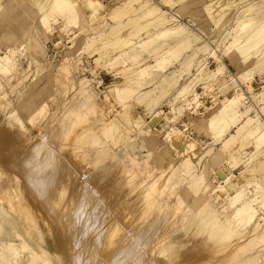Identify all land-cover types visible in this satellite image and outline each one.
<instances>
[{
	"label": "rangeland",
	"instance_id": "rangeland-1",
	"mask_svg": "<svg viewBox=\"0 0 264 264\" xmlns=\"http://www.w3.org/2000/svg\"><path fill=\"white\" fill-rule=\"evenodd\" d=\"M8 49L15 51L18 64L8 76L0 75V193L21 191L26 210L16 207L18 199L0 200V255L6 245L18 251L6 260L0 257V264H139V256L127 258L128 240L100 247V234L84 240L80 226H74L71 200L78 197L80 184L82 190L98 189L87 177L89 171L79 170L72 151H59L79 173L69 177L63 200L59 185L52 194L36 191L34 184L46 171L25 165V156H35L42 161L38 164L58 161L50 148L33 156L28 149L41 131L57 150L59 132L74 123L69 109L90 95L99 112L88 113L79 140H91L94 131L102 147L112 149L104 157L118 158L143 184L157 181L162 186L173 168L181 170L167 200L169 205L182 201L180 216L170 217L175 223L158 232L153 223L148 228L167 242L166 248L176 246V264H264V226L251 234L255 224L264 225V208H255L254 223L246 225L249 232L235 241L223 244L221 237L212 238L215 219L223 221L224 214L234 211L230 199L235 191L251 196L258 184L264 194V144L258 150L251 145L264 132V0H0V56ZM210 49L214 56L208 55ZM205 59L206 66H200ZM236 93L239 111L250 120L234 122L227 116L221 125L209 127L206 119L217 116ZM89 102L80 109L85 111ZM220 128L226 138L232 135L222 152L215 141ZM172 133H182L184 151L177 150L178 139L171 143ZM60 169L66 179L69 166ZM148 170L149 176L144 174ZM214 187V193L206 192ZM205 193L210 194L208 209ZM29 197L37 204L30 207ZM117 210L112 218L120 220L121 208ZM156 264L171 263L158 258Z\"/></svg>",
	"mask_w": 264,
	"mask_h": 264
},
{
	"label": "bare ground",
	"instance_id": "bare-ground-1",
	"mask_svg": "<svg viewBox=\"0 0 264 264\" xmlns=\"http://www.w3.org/2000/svg\"><path fill=\"white\" fill-rule=\"evenodd\" d=\"M247 26L248 24L243 25L242 29L244 30ZM16 46H18V44H16L15 47ZM14 52H15L14 50L8 49V52L4 56H0V75L1 76H8L12 71H16L17 64H18L16 60L18 58L17 59L14 58L13 56ZM208 55L214 56L215 51L213 49H210ZM67 62H70V60ZM206 64H207V59H205L200 66H206ZM62 65L64 66V63H62ZM63 66H60V67H62L63 69ZM2 87L3 85L0 82V88ZM2 96L3 98H5L6 95H2ZM91 97L92 96L90 95L89 97L86 98V101L83 102L85 103L90 100L89 102L90 107L88 106L89 108L87 107L88 109L86 108L85 111H83L82 108L80 109V106L83 105V103L79 105V107L78 106L73 107L69 109L70 111L68 110L69 112L67 111L68 115L72 113L74 114V115L72 114V116L75 117L74 120L72 119L71 121V118L69 119L71 123L73 121L74 123H72V125L70 124L71 126L68 125L70 127L66 126L67 128H65L64 126L63 132L61 133L59 132L60 137H59V143L57 145V150L53 149L50 144H47V142H45L42 139L43 134L42 133L40 134L41 131L39 132V136L37 137L34 144L30 146V149H28V151H31L29 152V154H32L30 156H33L38 153L42 155L45 149L50 148L52 149L55 156L58 157V161L55 158H51L48 161V163L44 161L43 164H38V162L42 163V161L40 162V160L38 159V162H37V158L35 156L28 157V158L27 156H25V165H27L29 169L32 166L35 169L36 165H39V166H43V168L46 171V176L44 175V178H42V180H39L36 182V184H34L38 188V189L36 188V191L41 190L44 193L46 190L47 191L50 190V193L52 194L51 190L54 188H57L59 185L60 188L58 187L59 188L58 190L60 192L61 199L62 200L64 199V197L68 193L67 192V187H68L67 182L71 179L69 177L70 176L75 177L79 175V173L77 170H75L76 168L75 169L71 168L70 164H68L67 160L65 161V159H63L59 151L63 153L67 151H72L73 152L72 155L79 162V167H80L79 170L86 171L87 173L89 171V176L87 175V177L92 182V185H94V187L98 189V191L96 190L95 193L92 192L93 190L91 191L88 188L82 190L81 184H80L79 188H80V191L81 190L82 191L78 192L76 190L78 192L77 194L78 197H76L75 201L74 199L71 200V202H73V210H74V212L72 211V214H74L73 219L75 221L73 222V224L75 227H77V229L79 228L78 226H80L81 230H78V232L81 233L84 240H85V237L87 238L88 236H93L94 234H100L99 236L100 241L98 240V243H100L102 239L103 245L100 247L106 248V246H109V245L114 246L118 244L119 241L116 242V240H118V238H122V240L119 239L122 241L119 244L121 243L123 244L127 240H128L127 242L129 243V245L127 246V249L125 248L126 253L128 254L127 258L135 257L137 255L140 257L139 264H156V259L158 258L159 259L162 258L165 261H169L171 264H176V260L174 258V250L176 249V246H171L169 248H166L165 244L167 242H165L164 239H161V237L156 236V234L158 235V233H155V230L153 231L152 226L155 227L154 229H157L156 232H158V230H160L161 227L164 226L166 223H170V224L175 223V222L174 223L172 222V219H171L172 217L175 218V217L180 216L181 214L180 206H181L182 201H180V199L178 198L179 200H177L174 205H169L167 203V200L174 192V187H175L174 176H176L177 173L180 172L181 170L180 169L178 170L176 167L175 169L173 168L171 170V176L168 175L170 177L169 178L167 177V181L162 186H159L157 181H154L150 184H143L142 181L140 182L136 181L137 176L135 177L134 175L135 171H133L132 168H124L121 166V162L118 158H116L115 156H111V155H109L108 157H104V154L111 153L112 149L110 147H102L104 143L94 136V131H91V136H92L91 140H88V141L79 140L77 138L78 137L77 134L79 133V129L81 128V126L87 123L86 117L88 113L91 114L90 112H92V113H96L95 116L98 115L97 113L98 109L96 111L95 107L91 105ZM238 100H239V97L236 93V95L231 97L228 100L227 104L224 105L219 110L217 116L209 117L206 119L207 125L209 127H215L217 125H221V123L226 120L227 116L232 117L234 122L239 120V118L241 117H244L246 121L250 120V118H248L247 115L244 116V113L239 111ZM92 103H93V100H92ZM96 108H98V106H96ZM39 111L40 113H42V108ZM69 117H71V115ZM65 120L67 119H64V122H67ZM240 124H241V121L238 125H236L235 133H237V135L239 131L241 130ZM224 129L225 128L223 129L220 128L219 130H217L218 137L216 138L215 141L218 142L220 145V148L218 149L219 152H222L226 148V144H228L227 141L232 136L230 134L229 138H226L225 135H223ZM88 131L89 129H86L85 133ZM181 134L182 133H172V134H168V136L171 140V143L174 142L176 139H178L177 150L181 149L182 151H184L186 142L185 143L179 142L181 138ZM108 137H111L110 139L112 140V134H108ZM100 139L102 138L100 137ZM187 144L190 147H193V144L189 142ZM263 144H264V132H261L258 134V136L252 142L251 145H253V149L258 150L259 148L263 146ZM188 159H186L184 162L185 167L189 163ZM62 160L64 161L65 164H67V166H69V171L71 168V171L70 173L68 172L69 174L67 175V177L64 176L66 179L62 177L64 173L61 175V172L63 171H61L60 168L65 167V164H63ZM139 164L140 166L142 165L141 163ZM144 165L145 163H143V166ZM134 166L135 165H133V168ZM150 173L151 172L148 170L144 174L149 176ZM141 179L144 181L143 178ZM57 180H60V183H58L59 181L57 182ZM83 184L86 187H88L89 185V183L88 184L83 183ZM215 189L216 187H214L213 189H209L206 192L207 193L209 192L210 194H212L215 192ZM260 190H261V187L258 184H256L253 190L254 192L251 194V196L245 195L242 190L235 191V195L233 196L232 199H230L231 201L230 204L232 207H234V211H232V214H224L223 221L215 219V225L218 227H217V232L212 238L221 237L223 244H229L231 243V241L233 242L236 240L237 235L242 236L243 234L244 235L247 234L249 231L248 232L246 231V225H251L254 223V220H255L254 210H256L255 208L256 207L260 209L264 208V194L261 193ZM183 192H185V190H183ZM97 193L98 195L99 193H101V195L103 193L104 197L98 198ZM207 193H205L206 198L204 200V205H205V208L208 209L209 204H210V201H209L210 194H209V197H207L206 196ZM93 194H96V195L93 196ZM258 194H260L259 200H258ZM17 199L19 203L16 207H18L20 210H26L23 203H21V202L26 201L21 191H19L16 194V192L12 188H6L5 191H3V193L2 192L0 193V200L2 201L5 200L9 203H12L13 200H17ZM28 204L31 207V204L36 205L37 202H35L34 198L29 197ZM55 206L57 205L55 204ZM71 206H72V203H71ZM117 208H121V212L119 214L121 218L120 220L112 218L114 217L113 215H115L114 213L117 210ZM1 211L2 209L0 207V212ZM164 214L166 217L163 216ZM153 218L157 220V221L155 220L156 221L155 224H154L155 222L154 220L151 221ZM163 218L165 219L163 220ZM262 220H264V218ZM117 221L118 222L122 221L123 223L120 225ZM27 222L30 224L32 223V220L28 219ZM150 223H153V225L151 226L152 229L149 231L148 228L150 229V226H149ZM123 224H127V226L126 225L123 226ZM263 226L264 225H260L259 223L255 224V226L251 230V234L253 236L257 235L261 231ZM183 228L184 227H182V229ZM140 229L148 230V233L146 232V235L148 236V238L146 235H143L142 232H141L142 235L140 236L139 234L137 235V232H139ZM213 229L211 232H213ZM59 231L62 232V228H60ZM167 231L168 229L166 230V232ZM168 233H170V231ZM175 233L178 234L180 232H175ZM135 235L138 237H136ZM173 235L174 234H172V236ZM234 235H235V238H233ZM172 236L171 238L168 239L170 240V242H171ZM181 236L183 237V235ZM62 238H63V241H61L62 244L65 246H68L67 240L65 239V237L62 236ZM140 238H141L140 241L141 242L144 241L145 244L144 242L141 243L138 240ZM97 239L98 237L96 238V240ZM215 240L216 239H214L213 241ZM3 250L4 251L0 255V257L5 260L8 259V256L11 253H14L15 256L18 255L17 248H15L13 245H6L4 246ZM66 252H67V248L66 250H62L63 254L61 255H64ZM34 256H37V254H34ZM42 257L45 259V261H48V257L45 251L42 252ZM123 257L125 259V256ZM81 259H83V257ZM8 262L9 260H7V264ZM15 264H18L17 260H15Z\"/></svg>",
	"mask_w": 264,
	"mask_h": 264
}]
</instances>
